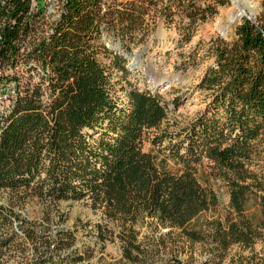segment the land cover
Instances as JSON below:
<instances>
[{
    "label": "trees",
    "instance_id": "16d2710c",
    "mask_svg": "<svg viewBox=\"0 0 264 264\" xmlns=\"http://www.w3.org/2000/svg\"><path fill=\"white\" fill-rule=\"evenodd\" d=\"M60 3L49 21L40 0H0V98L8 104L0 113V191L56 204L90 201L123 227L131 264L147 256L135 228L146 219L192 242L209 238L220 251L264 243V173L255 170L264 158V22L243 19L232 42H214L215 62L196 87L209 99L205 110L179 131L151 134L168 116L163 97L122 87V106L117 78L127 77L132 47L153 31L155 0ZM198 11V19L188 15L192 24L208 18ZM205 160L230 191V210L208 235L188 228L219 204L197 176ZM168 161L180 169L171 171ZM251 200L261 211L257 222L246 212ZM17 219L0 204V249L18 236ZM48 258L44 252L18 264H55ZM242 264H264V256Z\"/></svg>",
    "mask_w": 264,
    "mask_h": 264
},
{
    "label": "rangeland",
    "instance_id": "374dc122",
    "mask_svg": "<svg viewBox=\"0 0 264 264\" xmlns=\"http://www.w3.org/2000/svg\"><path fill=\"white\" fill-rule=\"evenodd\" d=\"M106 1L111 4L129 0ZM250 1L255 6L252 21L262 24L263 0ZM40 2L45 5L47 20L59 17L60 0ZM150 8L149 24L152 28L154 25L153 31L144 43L132 47L127 77L118 74V100L122 106L128 103L127 92L121 91L122 87L161 95L168 116L161 129L151 134L179 131L208 104L207 94L196 87L215 62L211 52L213 43L219 39L232 42L238 25L225 30L229 22L226 13L232 8V0H155ZM199 8L208 11V18L192 24L188 15L195 13L198 19L203 14ZM189 33L190 36H186ZM123 50L128 52L124 47ZM176 98L181 103L178 108L173 103ZM7 105L0 98V113ZM150 148L151 145L146 143V149ZM161 158H165L164 155ZM167 163L171 171L180 169L173 161ZM255 170L264 173V158ZM197 176L204 186L217 194L219 204L201 214L188 228L208 235L213 229V221L225 220L230 210V191L225 182L215 178L213 165L207 160L199 167ZM0 204L10 207L19 216L13 223L19 234L9 249H0V264H18L44 252L51 256L48 262L55 264H131L123 255L121 239L126 236L122 234L123 227L118 222L106 221L102 211L93 209L90 201L56 204L29 192L17 196L10 191H0ZM246 212L255 222L261 218L260 208L252 200L247 204ZM135 228L138 244L147 251L146 258L139 264H242L256 255L264 256L263 242L252 248L234 245L220 251L209 238L192 242L180 229L163 227L152 219H146ZM29 231L35 236H27ZM100 232L105 240L100 238Z\"/></svg>",
    "mask_w": 264,
    "mask_h": 264
},
{
    "label": "bare ground",
    "instance_id": "6f19581e",
    "mask_svg": "<svg viewBox=\"0 0 264 264\" xmlns=\"http://www.w3.org/2000/svg\"><path fill=\"white\" fill-rule=\"evenodd\" d=\"M255 6L250 0H232V8L227 11L226 15L228 17V24L225 30L231 29L232 27L240 24L243 19L247 17L252 18L254 15ZM222 30L221 27H219Z\"/></svg>",
    "mask_w": 264,
    "mask_h": 264
},
{
    "label": "water",
    "instance_id": "95a60500",
    "mask_svg": "<svg viewBox=\"0 0 264 264\" xmlns=\"http://www.w3.org/2000/svg\"><path fill=\"white\" fill-rule=\"evenodd\" d=\"M247 19L249 20V21H252V19L250 18V17H247ZM226 34V33H225ZM224 35V34H223Z\"/></svg>",
    "mask_w": 264,
    "mask_h": 264
}]
</instances>
